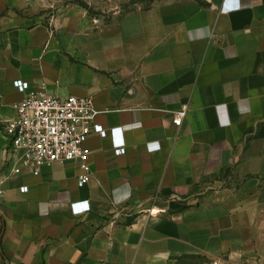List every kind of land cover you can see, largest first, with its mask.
Here are the masks:
<instances>
[{"label":"crops","instance_id":"1","mask_svg":"<svg viewBox=\"0 0 264 264\" xmlns=\"http://www.w3.org/2000/svg\"><path fill=\"white\" fill-rule=\"evenodd\" d=\"M37 4L0 0V264H264V0H151L93 43ZM18 79L93 98L85 185L76 160L12 173Z\"/></svg>","mask_w":264,"mask_h":264},{"label":"built area","instance_id":"2","mask_svg":"<svg viewBox=\"0 0 264 264\" xmlns=\"http://www.w3.org/2000/svg\"><path fill=\"white\" fill-rule=\"evenodd\" d=\"M15 87L27 94L17 106V116L7 121L4 134L10 150L9 164H13L12 173L21 175L28 171L40 175L44 166L55 162L76 160L81 163L85 173L79 177V185L83 186L90 179V169L87 159L90 154L85 146L88 138L94 134L105 137L108 134L102 125L95 123L98 111L90 96L68 95L55 97L48 94L45 87L28 91L29 82L22 79L14 81ZM188 113L184 105L176 111L174 123L181 126ZM124 127L112 129L111 133H123ZM126 151L125 139L115 142V153ZM28 186L21 187L27 192ZM87 202L72 203L74 213L81 214L90 209Z\"/></svg>","mask_w":264,"mask_h":264},{"label":"rangeland","instance_id":"3","mask_svg":"<svg viewBox=\"0 0 264 264\" xmlns=\"http://www.w3.org/2000/svg\"><path fill=\"white\" fill-rule=\"evenodd\" d=\"M33 22L59 29L60 34L83 38L93 43L109 33V27L121 23L132 12L147 9L151 0H37ZM35 18V19H34ZM78 41V40H74ZM203 255L183 257L182 264H210Z\"/></svg>","mask_w":264,"mask_h":264},{"label":"water","instance_id":"4","mask_svg":"<svg viewBox=\"0 0 264 264\" xmlns=\"http://www.w3.org/2000/svg\"><path fill=\"white\" fill-rule=\"evenodd\" d=\"M8 264H9V261H8Z\"/></svg>","mask_w":264,"mask_h":264}]
</instances>
